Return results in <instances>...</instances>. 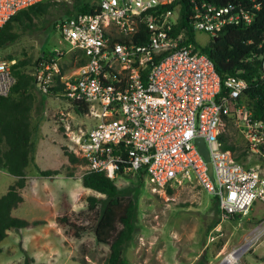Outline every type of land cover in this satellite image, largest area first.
Instances as JSON below:
<instances>
[{"label":"built area","instance_id":"1","mask_svg":"<svg viewBox=\"0 0 264 264\" xmlns=\"http://www.w3.org/2000/svg\"><path fill=\"white\" fill-rule=\"evenodd\" d=\"M42 1L0 0V30L19 11ZM93 1L95 12L57 23L69 47L55 48L33 72L39 91L86 104L87 115L97 120L75 139L83 175L91 170L111 179L121 171L145 174L154 190L195 183L217 199L222 220L264 201V164L246 166L223 149L221 140L225 126L233 123L247 156L264 159V122L253 119L240 102L246 81L228 77L229 95L221 96L223 81L213 60L190 39L188 29L173 33L178 19L173 10H159L175 0ZM203 8L191 25L211 37L226 24L252 21L233 6ZM72 54L85 63L67 68L64 58ZM16 62L0 57V95H8L16 82ZM198 138L206 141L212 175ZM250 233L232 252L254 246L264 234V218Z\"/></svg>","mask_w":264,"mask_h":264},{"label":"rangeland","instance_id":"2","mask_svg":"<svg viewBox=\"0 0 264 264\" xmlns=\"http://www.w3.org/2000/svg\"><path fill=\"white\" fill-rule=\"evenodd\" d=\"M54 1L59 7L56 15L48 14L37 19L40 28L34 33L21 35L14 43L1 49V58L8 59L12 55L17 61L28 58L35 61L43 51L52 53L55 48L68 49L55 23L63 16L62 3L71 4L73 0ZM195 37L202 47L208 46L212 40L211 35L204 31H196ZM68 57L64 58L67 68L78 66L77 57L73 60ZM36 95L37 108L32 116L34 141L41 153L40 159L45 161L42 166L60 168L61 174L51 179L32 173V187L27 191L26 203L14 216L29 221L41 218L45 223L21 230V241L25 245L22 248L18 242L19 231L12 230L9 238L3 241L6 251L0 253V264H24L27 255L33 257L37 264H104L108 246L95 245L93 233H86L81 238L70 237L56 221L64 197L79 213L87 210L89 196L100 195L82 185L85 165L80 159L72 163L67 154L73 153L79 158L75 152V139L90 131L97 120L78 113L66 98L45 95L42 103L41 93L36 91ZM225 128V133L235 144L245 146L233 123H228ZM242 162L250 166L261 163L251 156ZM10 179L11 176L1 174L0 194ZM116 182L127 196L137 200L136 236L126 252L129 264H197L202 255L208 260L207 264H221L227 254L252 237L250 232L264 217V201L258 200L247 213L232 219L222 220L221 217L216 228L208 231L220 215L213 197L201 186L191 183L154 190L148 177L138 174L121 176ZM253 243L254 246L242 252L232 264H264V256L259 258L264 252V234Z\"/></svg>","mask_w":264,"mask_h":264},{"label":"trees","instance_id":"3","mask_svg":"<svg viewBox=\"0 0 264 264\" xmlns=\"http://www.w3.org/2000/svg\"><path fill=\"white\" fill-rule=\"evenodd\" d=\"M62 4L64 13L57 23L80 13L95 12L97 8L93 0H73L71 4L68 2ZM203 4L216 7L233 6L234 12L251 15L250 23L226 24L218 32L216 39L212 37L208 46H199L202 52L213 60L222 78L221 96L229 95V88L224 84L228 77L236 76L244 79L247 87L241 94L240 102L248 107L253 119L264 122V0H175L172 4L160 5L159 10L160 12L173 10L178 15L173 33L178 34L188 29L190 39L197 42L191 21L197 12L205 10ZM57 11H59L58 3L54 0H44L19 11L0 30V50L14 43L25 33H34L40 28L37 19L48 14L56 15ZM142 32L146 33L144 24ZM78 54L81 56L82 51H78ZM49 56V52L43 51L35 61L32 58L18 60L13 66L16 78L14 86L8 95H0V172L5 170L17 178L8 191L0 196V253L3 251L2 241L8 236L9 231L36 227L45 223L43 220L30 222L15 217L13 210L24 200L21 190L27 182L26 169L35 160L36 142L32 116L37 108L38 97L33 72L42 61L47 62ZM74 56L76 54L68 58L73 60ZM8 59L15 58L9 55ZM85 61L84 58L79 59L77 65ZM28 69H31V72ZM41 95L43 103L45 95L49 96V94ZM73 105L80 114H87L89 110L86 104L73 103ZM221 140L223 149L235 154L238 151L235 155L238 161L242 162L247 157L245 146L235 144L229 134L224 132ZM67 154L72 163L80 159L73 153ZM259 160L264 164V159ZM38 172L45 177L61 174L58 169L38 168ZM126 175L128 174L121 171L120 176L126 177ZM141 176L146 175L141 174ZM81 180L85 188L92 189L100 195L89 196L87 210L79 213L72 209L71 204L64 197L61 210L56 217L58 225L63 228L66 235L73 238H81L86 233H93L95 245H105L109 248L103 260L104 264H129L126 252L136 236L137 200L127 196L116 179H111L104 172L91 170L84 174ZM168 190L170 193L173 192L170 187ZM213 199L217 214L220 216L209 226L208 231L219 224L222 217L218 201L214 197ZM238 214L230 215V218ZM207 262L205 255H202L197 264H207ZM24 264L37 263L33 257L27 255Z\"/></svg>","mask_w":264,"mask_h":264},{"label":"crops","instance_id":"4","mask_svg":"<svg viewBox=\"0 0 264 264\" xmlns=\"http://www.w3.org/2000/svg\"><path fill=\"white\" fill-rule=\"evenodd\" d=\"M37 91L38 92H40L41 94H43L41 91H39L38 89H37ZM43 95H45V94H43ZM33 123V122H32ZM33 127H35L34 125H33ZM40 154L41 153H39V149H38V145H36V152H35V159L36 160H34L35 162L34 163H32L27 169H26V172H27V182H26V186L21 190V192H22V195H23V198H24V200H23V202L22 203H20L19 204V206L17 207V208H15L14 210H13V215H14V213L20 208V206H23L25 203H26V200H27V191L29 190V189H31V187H32V180H31V177H32V173H35L36 175L37 174H39V172H38V168L39 169H43V170H45V169H54V168H45V167H43L42 166V163H44L45 161H43L42 162V160L43 159H40ZM260 164H262V163H260ZM256 164H254L253 166H255ZM58 170L60 169V168H57ZM2 173H4V174H6L7 176H11V178L12 179H10L8 182H7V185H6V188H5V190L2 192V194H0V196H2L3 194H5L7 191H8V189H9V187L12 185V184H14L15 182H16V180H17V178L15 177V176H13V175H11L10 173H8L7 171H5V170H2L1 172H0V180H1V174ZM40 175V174H39ZM40 176H42V175H40ZM56 176H58V175H56ZM56 176H54V177H56ZM35 177H37V176H35ZM42 177H45V176H42ZM51 178V177H50ZM51 179H55V178H51ZM63 201V200H62ZM26 220V219H25ZM35 220H43V219H41V218H38V219H34V220H30V222H33V221H35ZM27 221H29V220H27ZM216 228V227H215ZM23 229H25V228H23ZM22 230V229H21ZM21 230H17V231H19L18 233H17V235H18V242H19V244H20V248H22V246H24L25 247V245H24V242L23 241H21L22 240V238H23V233L21 232ZM12 231V230H11ZM11 231H9V233L8 234H11ZM9 238V236L8 237H6L3 241H5L6 239H8ZM21 238V239H20ZM3 241H2V244H3ZM16 242V241H15ZM1 244V245H2ZM259 244H261V243H259ZM258 244V245H259ZM257 245V246H258ZM2 248H3V251L2 252H4L5 253V251H6V246H4L3 247V245H2ZM12 248H14V247H12ZM26 250V252H28L27 251V248L25 249ZM226 250V249H225ZM251 251H252V249H251ZM224 252V251H223ZM263 254H261L260 255V257L259 258H261V257H263L264 256V252H262ZM261 260V259H260ZM189 264H193V262L192 263H189ZM246 264H248V263H246Z\"/></svg>","mask_w":264,"mask_h":264},{"label":"water","instance_id":"5","mask_svg":"<svg viewBox=\"0 0 264 264\" xmlns=\"http://www.w3.org/2000/svg\"><path fill=\"white\" fill-rule=\"evenodd\" d=\"M216 38H217V36H214V39H216ZM196 143L198 145L200 152L204 155L205 159L207 161H209V172L212 175L213 174V167H212V163L210 162V154H209V149L207 147L206 141L204 138H198V139H196ZM223 261L221 262V264H223Z\"/></svg>","mask_w":264,"mask_h":264},{"label":"bare ground","instance_id":"6","mask_svg":"<svg viewBox=\"0 0 264 264\" xmlns=\"http://www.w3.org/2000/svg\"><path fill=\"white\" fill-rule=\"evenodd\" d=\"M243 248H245V247H243ZM242 250H244V249L241 248V249H238L234 252L231 251L229 254H227L225 260L223 261V264H232V263L236 262L238 260L239 255L243 252Z\"/></svg>","mask_w":264,"mask_h":264}]
</instances>
